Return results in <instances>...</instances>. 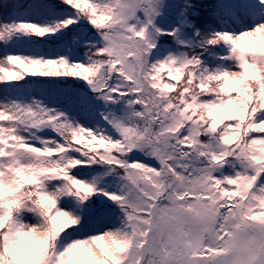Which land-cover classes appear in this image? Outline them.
Segmentation results:
<instances>
[{
    "label": "snow or ice",
    "instance_id": "1",
    "mask_svg": "<svg viewBox=\"0 0 264 264\" xmlns=\"http://www.w3.org/2000/svg\"><path fill=\"white\" fill-rule=\"evenodd\" d=\"M0 264H264V0H0Z\"/></svg>",
    "mask_w": 264,
    "mask_h": 264
},
{
    "label": "trees",
    "instance_id": "2",
    "mask_svg": "<svg viewBox=\"0 0 264 264\" xmlns=\"http://www.w3.org/2000/svg\"><path fill=\"white\" fill-rule=\"evenodd\" d=\"M198 2H201V3H204V4H208V3L215 2V0H198Z\"/></svg>",
    "mask_w": 264,
    "mask_h": 264
}]
</instances>
